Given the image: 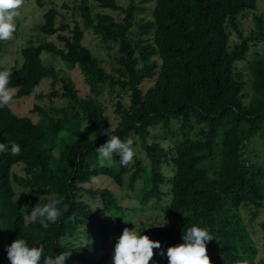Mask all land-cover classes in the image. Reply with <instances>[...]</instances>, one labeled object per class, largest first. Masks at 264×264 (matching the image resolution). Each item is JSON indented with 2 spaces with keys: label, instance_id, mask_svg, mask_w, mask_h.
<instances>
[{
  "label": "trees",
  "instance_id": "16d2710c",
  "mask_svg": "<svg viewBox=\"0 0 264 264\" xmlns=\"http://www.w3.org/2000/svg\"><path fill=\"white\" fill-rule=\"evenodd\" d=\"M54 1L36 0L39 8L48 6L43 24L37 27L45 40L23 45L20 68L8 69V87L15 89L17 99L33 94L38 100L44 96L67 99L76 112L60 119L42 112L41 119L33 122L15 115L8 105L0 107V143L8 146L0 152V263L7 257L8 246L23 238L28 247L42 245L44 257L70 252L65 264H112V254L97 253L93 242L73 246L79 228L94 227V220L102 225L83 200V192L100 199V212L110 217L114 234L129 228L115 194L84 189L99 177L111 179L118 189L138 187L142 207L161 205L167 223L140 228L141 235L159 241L164 252L154 254L152 264H168L167 249L183 243L182 235L193 226L210 229L214 240L207 243V250L212 264H235L243 256L254 259L257 250L243 222V210L253 220L264 207V162L246 161L244 148L254 136L263 135L264 54L256 53L246 61L249 99L238 64L246 60L251 46L264 43V15L255 13L256 0H145L154 2L152 20L137 25L141 33L137 40L130 37L133 7L123 8L117 0H75L72 7L63 5L71 9L73 18L81 19L80 26L77 20L67 23L63 16L57 24ZM104 10L120 12L123 18L117 21ZM249 14L252 28L244 33L240 20ZM88 30L101 43L118 45L110 72L83 45ZM233 33L238 41L231 43ZM53 36L62 47L46 40ZM4 42L0 41V56ZM43 52L75 68L90 93L105 85L130 93L127 108L116 105L115 129L111 130L96 99L80 98L72 78L44 64ZM43 79L51 80L53 87L61 83V93L36 91ZM144 82L153 84L143 91ZM82 117L95 129L104 127L109 135L133 138L134 162L122 166L114 153L112 161L102 166L98 147L109 135L90 138L81 129ZM172 120L178 122L182 139L172 140L170 151L158 142L149 144L151 130H165L162 136L169 137ZM13 142L20 146V155L11 153ZM18 165L24 177L12 172ZM164 166L170 167V177ZM13 182L28 185L30 192L16 197ZM41 195L62 202L60 218L47 228L39 219L30 220Z\"/></svg>",
  "mask_w": 264,
  "mask_h": 264
},
{
  "label": "rangeland",
  "instance_id": "374dc122",
  "mask_svg": "<svg viewBox=\"0 0 264 264\" xmlns=\"http://www.w3.org/2000/svg\"><path fill=\"white\" fill-rule=\"evenodd\" d=\"M74 1L75 0H55L53 2V7H55L59 13L57 24L60 23V18L63 16L67 23H72L74 20H77L79 25L82 26L81 19L79 17L73 18L71 9L67 10L63 7L65 4L72 7L74 5ZM117 4L123 8L133 7L136 10L134 17L135 20L130 31V37L133 40H137L141 36L137 25H142L146 21L152 20L154 2H145V0H117ZM47 9L48 6L39 8L37 6L36 0H25V5L19 9L20 15L16 20L17 28L13 34V38L4 42L3 52L0 56V70L20 68L23 61L20 54V49L23 47V45H25L30 40L33 42L45 40L39 34L37 27L43 24V15ZM95 10L98 11L97 9ZM103 12L112 15L117 21H120L123 18V14L120 12H111L105 10ZM255 13H261L264 15V0H256ZM240 23L244 33L247 32L250 28H252V15L249 14L246 18L241 19ZM46 40L53 41L58 47H62L55 36ZM237 41L238 39L233 33L231 35L230 42L234 43ZM82 43L85 47L91 50L92 56L101 62L102 67L107 72H110V67L113 65L112 58L117 55L118 45L116 43H101L99 38L92 32V30L85 32ZM256 53L264 54V43L258 46H251L246 60L241 62V64H238V68L241 70V72H243L247 82L245 94H247L248 99L251 94V90L250 76H248L246 61L250 60ZM137 55L138 53L136 56ZM41 58L45 65L53 66L60 75L65 74L72 78L80 98L91 95L94 99H96L105 110L104 114L109 119L111 130L116 128L119 122V114L116 112V105L119 102L122 104L123 108H127L130 101L129 92L120 93L119 88L111 90L105 85L96 90V92L90 93L88 86L84 83L82 76L75 68L62 62L58 57L45 52L41 54ZM152 84V82H144L141 88L143 91H146L152 86ZM36 91L42 92L44 95H48L52 91H58L60 94L61 83H57L53 87L51 86V80L43 79ZM8 106L15 115L19 117H29L33 122H37L41 119L42 112L54 119L66 117L69 118L76 112V108H73L70 104V101L67 99H62L61 97L44 96L43 99L38 100L34 97V94L21 99H17L13 96ZM35 107L39 108V110H34ZM81 129H84L83 131H85L92 139L104 137L108 133L104 127L101 129H95L92 127L85 117H82ZM169 131L171 133L168 135L169 137L166 138L162 136L165 134V130L158 128L151 130L148 136V138H150L149 144L158 142V144H160V146L165 151H170L173 146L172 140L175 141L182 139V132L176 120H172L170 123ZM189 136L192 137L193 134H189ZM137 150H139V148H137ZM138 156L141 158L143 163H146L143 152L139 151ZM244 159L248 162L251 161L254 163L264 162V126L263 135L254 136L246 143L244 148ZM163 170L166 171L165 173L167 177L171 176L172 173L169 166H164ZM12 172L17 176L24 177L21 165L15 166ZM13 187L16 197L22 192H30V188L26 184H18L13 182ZM84 189H91L93 191L97 189H107L115 194L118 198L119 205L123 209L124 217L126 222L129 224V229L135 228L137 231H140V228L143 226H156L157 224H164L165 222L161 205H157L155 203H152L146 207H142L140 205L137 200L138 187L135 191L130 190L126 185L123 189H118L117 185L111 179L99 177L91 184L85 185ZM81 194L83 200L91 205L93 211L97 216H99L100 220H102V225L98 224L97 221L94 220V227L92 224H87L84 228H79V231L76 234L78 241H75L73 246H78L79 244H85L87 242H93L98 248L97 253L102 254L104 251H107L113 256L115 244L117 243L121 234H114L112 232L113 227L110 217L100 212L102 209L100 199L97 196H91L86 192ZM243 212V222L247 225L251 238L253 239L254 246L257 250L256 256L254 258L255 264H261V261L264 260V207L253 220H250L251 213H248L245 210H243ZM88 234L92 235L91 241L88 239ZM103 241L106 242L105 248L103 247ZM68 242H70V240ZM2 245H4V243ZM153 251L154 254H160L162 248L154 249ZM0 264H10L8 256ZM150 264H152V261H150Z\"/></svg>",
  "mask_w": 264,
  "mask_h": 264
},
{
  "label": "clouds",
  "instance_id": "9594fccd",
  "mask_svg": "<svg viewBox=\"0 0 264 264\" xmlns=\"http://www.w3.org/2000/svg\"><path fill=\"white\" fill-rule=\"evenodd\" d=\"M25 5V0H0V41L13 38L16 31V20L20 15L19 9ZM11 78V70H0V107H4L12 100L15 89L8 87ZM88 126V124H87ZM86 126V127H87ZM85 127V128H86ZM84 128V129H85ZM83 129V130H84ZM109 135V133H107ZM8 150L5 143H0V152ZM11 153L20 155L21 148L13 142ZM118 153L122 166H127L134 161L137 151L134 147L133 138L122 140L117 135H109V139L98 147L99 163L104 166L112 161L113 154ZM47 199L48 203H42ZM40 202L32 207L30 220L37 219L43 227L47 228L49 223H55L61 216L58 205L62 202L51 196L39 197ZM167 223L165 220L163 226ZM183 243L171 246L167 249L168 264H212L208 255L207 243L214 240L210 229L193 226L185 235H182ZM159 241H153L147 235H141V231L124 228L115 244L112 264H150L154 257V249H160ZM43 246L28 247L25 239L15 240L7 248V256L10 264H65L70 252L44 257ZM161 255L164 252L161 251ZM235 264H255L253 258L243 256L235 261Z\"/></svg>",
  "mask_w": 264,
  "mask_h": 264
}]
</instances>
